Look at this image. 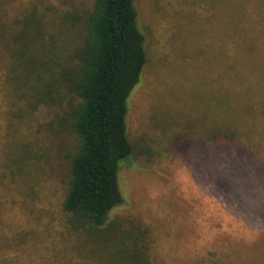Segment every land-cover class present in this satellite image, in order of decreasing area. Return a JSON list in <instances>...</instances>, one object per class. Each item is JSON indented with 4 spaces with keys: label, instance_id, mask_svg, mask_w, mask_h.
Returning a JSON list of instances; mask_svg holds the SVG:
<instances>
[{
    "label": "rangeland",
    "instance_id": "obj_1",
    "mask_svg": "<svg viewBox=\"0 0 264 264\" xmlns=\"http://www.w3.org/2000/svg\"><path fill=\"white\" fill-rule=\"evenodd\" d=\"M93 7L0 0V44L38 24L68 57ZM136 7L148 61L128 98L125 201L101 230L64 209L76 95L16 98L0 59V264H264V0Z\"/></svg>",
    "mask_w": 264,
    "mask_h": 264
},
{
    "label": "trees",
    "instance_id": "obj_2",
    "mask_svg": "<svg viewBox=\"0 0 264 264\" xmlns=\"http://www.w3.org/2000/svg\"><path fill=\"white\" fill-rule=\"evenodd\" d=\"M43 32L36 24L1 39L0 59L16 98L26 86L32 97L40 93L43 103L48 97L63 108L61 83L76 95L70 108L78 147L64 209L76 229L101 230L125 201L119 172L134 150L127 133L128 98L148 61L136 0H94L83 42L68 57L55 36L45 43ZM53 90L56 96H50Z\"/></svg>",
    "mask_w": 264,
    "mask_h": 264
}]
</instances>
